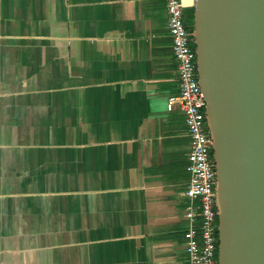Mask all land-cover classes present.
Segmentation results:
<instances>
[{
  "label": "crops",
  "instance_id": "1",
  "mask_svg": "<svg viewBox=\"0 0 264 264\" xmlns=\"http://www.w3.org/2000/svg\"><path fill=\"white\" fill-rule=\"evenodd\" d=\"M178 95L167 0H0V264H187Z\"/></svg>",
  "mask_w": 264,
  "mask_h": 264
},
{
  "label": "water",
  "instance_id": "2",
  "mask_svg": "<svg viewBox=\"0 0 264 264\" xmlns=\"http://www.w3.org/2000/svg\"><path fill=\"white\" fill-rule=\"evenodd\" d=\"M217 171L219 264H264V0H195Z\"/></svg>",
  "mask_w": 264,
  "mask_h": 264
},
{
  "label": "built area",
  "instance_id": "3",
  "mask_svg": "<svg viewBox=\"0 0 264 264\" xmlns=\"http://www.w3.org/2000/svg\"><path fill=\"white\" fill-rule=\"evenodd\" d=\"M167 11L179 79V95L169 98L168 104L178 106L185 115L190 137L186 260L187 264H219L217 171L194 36L186 22L183 0H167Z\"/></svg>",
  "mask_w": 264,
  "mask_h": 264
},
{
  "label": "trees",
  "instance_id": "4",
  "mask_svg": "<svg viewBox=\"0 0 264 264\" xmlns=\"http://www.w3.org/2000/svg\"><path fill=\"white\" fill-rule=\"evenodd\" d=\"M188 25V24H187ZM188 28L191 32H194V27H193V20L192 23L188 25Z\"/></svg>",
  "mask_w": 264,
  "mask_h": 264
},
{
  "label": "rangeland",
  "instance_id": "5",
  "mask_svg": "<svg viewBox=\"0 0 264 264\" xmlns=\"http://www.w3.org/2000/svg\"><path fill=\"white\" fill-rule=\"evenodd\" d=\"M185 116V115H184ZM186 118V117H185ZM186 120V119H185Z\"/></svg>",
  "mask_w": 264,
  "mask_h": 264
}]
</instances>
